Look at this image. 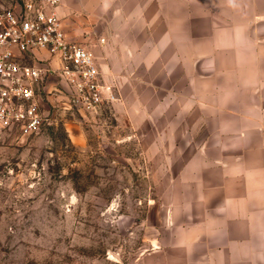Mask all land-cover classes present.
<instances>
[{"label":"rangeland","instance_id":"rangeland-1","mask_svg":"<svg viewBox=\"0 0 264 264\" xmlns=\"http://www.w3.org/2000/svg\"><path fill=\"white\" fill-rule=\"evenodd\" d=\"M18 2L0 0V10ZM209 2L62 0L65 31L99 67L94 49L106 33L116 32L120 48L137 45L116 62L100 113L70 106L52 74L57 90L40 94V131H0V264L178 263L180 225L201 213L194 183L217 178L201 168L232 129L210 93ZM178 31L179 64L168 43ZM161 41L165 61L156 49L148 60L147 43L161 50Z\"/></svg>","mask_w":264,"mask_h":264},{"label":"crops","instance_id":"crops-1","mask_svg":"<svg viewBox=\"0 0 264 264\" xmlns=\"http://www.w3.org/2000/svg\"><path fill=\"white\" fill-rule=\"evenodd\" d=\"M58 11L70 13L63 5ZM209 12L210 93L216 98L215 108L231 116L221 124L232 129L225 133L227 147L221 148L219 158L201 168L200 174L208 170L217 178L194 183L199 196L191 203L200 205L201 213L180 225L177 264H264V0H210ZM144 28L148 41L153 24L145 22ZM173 34L168 33V43L179 64V31L176 38ZM116 37V32L106 33L94 49L112 85L118 79L116 62L131 58L137 45L120 48ZM147 45L148 60L155 58L156 49L165 61L166 43L161 50L153 42ZM33 53L24 61L53 62L45 50ZM50 76L43 92L57 90L58 82Z\"/></svg>","mask_w":264,"mask_h":264},{"label":"built area","instance_id":"built-area-1","mask_svg":"<svg viewBox=\"0 0 264 264\" xmlns=\"http://www.w3.org/2000/svg\"><path fill=\"white\" fill-rule=\"evenodd\" d=\"M61 3L19 0L0 10V131L16 130L23 137L40 131L45 118L40 94L52 74L69 105L84 112L98 114L104 101L113 98L91 48L65 31ZM36 50H45L53 62H25Z\"/></svg>","mask_w":264,"mask_h":264}]
</instances>
